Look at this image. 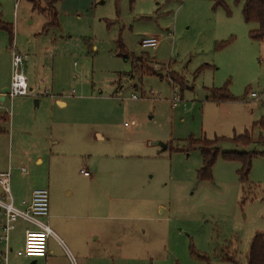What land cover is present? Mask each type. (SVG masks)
<instances>
[{"label":"rangeland","instance_id":"obj_1","mask_svg":"<svg viewBox=\"0 0 264 264\" xmlns=\"http://www.w3.org/2000/svg\"><path fill=\"white\" fill-rule=\"evenodd\" d=\"M224 4L58 0L56 21L46 26L45 0H0L2 20L12 27V41L0 29V75L7 69L11 74L15 48L27 58L23 71L39 72L43 80L26 96L0 101V113L8 116L0 120V172L9 169L16 203L28 188L44 187L51 205L57 194L39 184L46 180L50 149L54 168L69 167L62 169L70 180L61 198L102 204L97 211L58 212L55 220L86 233L87 243L71 250L72 264H246L253 235L264 232V143L258 141L262 131L253 127L264 116V42L249 38L257 25L244 22L242 1ZM145 38L156 39V46L142 48ZM119 42L128 54L142 56L137 69L118 56ZM204 64L209 68L198 73ZM224 86L235 100L223 109L206 100V89ZM245 129H252L254 143L236 147L223 141L218 147L258 153L248 182H239L238 163L220 152L212 179L198 181L201 152L182 151L186 140L230 137ZM108 183L107 196L96 195L97 186ZM117 186H129V192L132 187L133 199H120L125 192L120 195ZM48 217L43 221L50 227ZM23 223L11 232L13 242L22 238Z\"/></svg>","mask_w":264,"mask_h":264},{"label":"trees","instance_id":"obj_2","mask_svg":"<svg viewBox=\"0 0 264 264\" xmlns=\"http://www.w3.org/2000/svg\"><path fill=\"white\" fill-rule=\"evenodd\" d=\"M48 4V8L45 9L48 12V23L46 26H50L56 21V14L53 4L58 0H45ZM243 2L242 4V18L245 23H255L257 27L248 32V36L253 41L264 42V0H234V2ZM224 6V0H213V8H218ZM47 28V27H44ZM0 29L6 30L10 34V40L12 41V27L2 20L0 12ZM231 42V39L222 41L217 48L227 46ZM118 56L124 60H130L132 64V69H137V64L141 62L142 56L130 55L125 50L123 44L119 42L118 45ZM145 56V55H144ZM209 68L208 64L200 66L197 70L198 73L202 72L204 69ZM171 81L180 85V81L177 76L172 75ZM182 89V88H181ZM207 95L206 99L213 102H225L233 101V97L226 86L222 88H209L206 89ZM1 121H8V116L6 113H0ZM258 127L262 132H264V116L253 124V127ZM262 132L259 136V143H264V136ZM223 141H230L236 147H247L255 142V139L249 129H245L241 134H233L230 137L215 136L212 139L201 138L195 139L190 136L186 140V144L182 151H189L192 148H197L201 152L202 164L201 167L196 171V177L198 181H209L212 179V167L219 156L220 148L219 144ZM172 150H175L172 146L167 145ZM178 149V148H176ZM222 158L227 161L237 162L239 167L237 169L238 180L241 184H246L248 182L249 172L251 170L252 160L257 152L248 151H230V152H220ZM234 261V259H231ZM246 264H264V232H256L249 244V248L246 255Z\"/></svg>","mask_w":264,"mask_h":264},{"label":"crops","instance_id":"obj_3","mask_svg":"<svg viewBox=\"0 0 264 264\" xmlns=\"http://www.w3.org/2000/svg\"><path fill=\"white\" fill-rule=\"evenodd\" d=\"M255 27H251L249 30L255 29ZM10 51V50H9ZM25 65V69H27L26 65H27V58L24 61ZM10 64H11V51H10ZM11 68V65H10ZM24 68V67H23ZM28 71V69H27ZM27 71L25 73L27 80H28V85H29V81H30V85H29V90L30 92H32L36 87H40V84L43 82L42 78H39V72H37L36 75H29L27 73ZM0 88H3L7 83H9L11 81V74L9 72V70L7 69V71L0 75ZM44 94H47L46 91H44ZM20 97V96H18ZM45 99L50 100L48 97H44ZM208 100V99H206ZM55 104H57L58 106H60L61 108L66 107L67 106V102L61 98H55L54 99ZM210 102V100H209ZM213 102V101H211ZM226 102L229 101H225V102H213L215 104H218L221 108H225L224 106H226ZM40 100L36 101V104L39 105ZM97 136L99 137V139H103L102 135L97 134ZM52 144H58V141H51ZM50 144V143H49ZM50 146V145H49ZM51 150L49 149V153L47 155V160H48V172L46 174V180L44 182L39 183L40 185H45L48 188L52 187V191L54 190V194H57L58 198L56 202L51 203V205L49 204V212L51 211V214L48 218H50V229L53 232V235L51 237L48 238L47 241V255L45 258H27V257H19L15 258L12 257L10 259V255H13L15 253L16 250L22 248L23 243H24V237H25V231L28 229H32L35 230L36 227L24 220H18V221H23L24 225H23V231H22V238L13 239V236H11V232L13 230H15L16 228V222L14 224V228L9 232L8 235V246L11 249V251H9L8 253V259L7 262H5L2 258V255L5 251V244L4 242L0 241V264H72V261L70 259V255H71V250L75 251L79 248H81L83 245H85L87 243V240H84V236H85V231L80 232L83 229H78L75 227V225L72 222H59L57 219L55 220V218L59 217L58 212H60V210H65L67 212H74V211H97L98 207L100 208V206H102L101 203H98V205H94L91 201V199H84V197H80V199H76V200H71V201H64L61 198V190L62 188L65 186V184L67 183L69 179V176L66 172H64L62 169L65 167V169L69 170V167L67 168L66 165H62L61 167L57 166V167H53L54 164L51 163V155H50ZM39 164L41 162H43L42 160L38 161ZM7 171V170H6ZM3 172V171H2ZM90 176V175H89ZM97 179L95 178V175L93 176V178L91 177V184L94 186L96 185V181ZM44 188V187H41ZM111 188V184H105L104 186H97V194L98 196H107L108 194V190ZM118 189V192L121 195V192L124 191L125 193L123 195H121V198L123 201L126 199V195L127 197L133 199L130 195L134 196L133 194L135 193V190L131 187V190L129 192V186L127 187H123V186H117L116 187ZM36 188H28L27 192L24 194V197L21 196L20 199H18V203L15 202V199L13 197V203L14 206L19 208V209H23L24 208V204L23 201H28L30 199L31 193L33 190H35ZM0 194H1V189H0ZM26 199V200H25ZM133 201L130 204L131 207L133 208ZM17 205V206H16ZM119 207L123 206L122 203L121 205H117ZM129 209V208H128ZM67 217H72L67 215ZM48 221V219L46 220V222ZM49 226V224H48ZM2 234V231L0 230V235ZM50 241V243H49ZM56 247V250H58L57 255L53 254V248ZM14 256V255H13ZM11 260V261H10Z\"/></svg>","mask_w":264,"mask_h":264},{"label":"built area","instance_id":"obj_4","mask_svg":"<svg viewBox=\"0 0 264 264\" xmlns=\"http://www.w3.org/2000/svg\"><path fill=\"white\" fill-rule=\"evenodd\" d=\"M157 44L154 38H145L140 41L142 48H154ZM24 56L11 48V81L5 93L0 97H8L12 100L17 96H26L29 93L27 77L23 71ZM256 97L255 93H251ZM133 99L137 97L132 95ZM1 101V100H0ZM80 172L89 176L87 170L82 168ZM0 241L5 244V251L2 258L5 262L8 259V253L11 249L8 246L9 232L14 228L18 220H24L36 227L35 230L25 231L24 243L22 248L15 251V255L27 258H45L47 255V241L53 235L52 230L43 218L49 216V192L46 188H38L32 191L30 199L23 201L24 208L19 209L14 206L13 196L10 189V171L0 172ZM71 259V258H70ZM72 261V259H71Z\"/></svg>","mask_w":264,"mask_h":264},{"label":"water","instance_id":"obj_5","mask_svg":"<svg viewBox=\"0 0 264 264\" xmlns=\"http://www.w3.org/2000/svg\"><path fill=\"white\" fill-rule=\"evenodd\" d=\"M6 90H7V89H4V90L2 91V93H5ZM0 100L3 101V100H4V97L1 96V97H0ZM162 147H163V149H166V148H167V145H162Z\"/></svg>","mask_w":264,"mask_h":264}]
</instances>
